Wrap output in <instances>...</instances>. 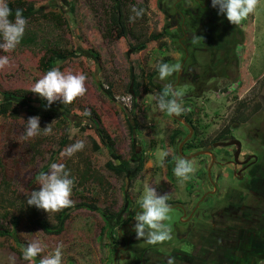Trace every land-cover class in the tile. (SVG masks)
Here are the masks:
<instances>
[{
    "label": "rangeland",
    "instance_id": "obj_1",
    "mask_svg": "<svg viewBox=\"0 0 264 264\" xmlns=\"http://www.w3.org/2000/svg\"><path fill=\"white\" fill-rule=\"evenodd\" d=\"M174 1L120 0L129 32L127 38H118L113 28L109 32L107 27V14L117 3L114 0H7L12 11L20 9L27 14L28 23L12 52L0 50V56L7 55L10 60L0 69V92L18 98H12L9 111L0 116V229H12V214L20 217L14 227L18 243L10 234L0 235V264H11L9 258L13 256L15 264H29L23 260L22 251L34 240L47 247L31 264H39L60 242L64 245L62 264H112L114 235L123 223H129V215L140 205L146 182L158 195L168 194L170 200L186 197L195 178L205 175L209 157L200 154L187 159L195 167L187 181L181 182L174 175L175 159L181 157L179 141L189 130L158 108L157 94L167 83L181 92L182 105L187 109L181 117L189 120L196 134L192 142L196 147L186 149L185 154L204 148L232 116L233 136L250 135L242 150L264 153V142L258 145L250 141L256 131L264 134V0H259L254 12L240 24L226 21L219 36L233 41L234 52L226 70L218 69L217 61L223 58L221 47L226 45L214 34L212 48L207 47L202 54L191 48V42L188 48L185 45L186 50L181 47L177 40L179 28L176 22L171 23L177 20ZM134 6L143 9L144 14L132 21ZM211 54V63L217 64L209 70L205 62ZM162 62H183L185 78L175 84L174 73L161 81L156 65ZM132 63L137 81L142 84L135 99L130 91ZM52 68L85 74L87 92L72 104L57 100L46 108L47 101L29 89ZM118 95L130 97L129 103L117 101ZM238 102L244 103L240 107L243 124L236 119ZM85 110L90 114L85 115ZM37 115L41 128L55 120L52 134L41 130L40 135L22 140L27 119ZM133 117L137 126L132 132L129 126ZM177 128L182 134L171 142L169 135ZM78 140L85 142L84 149L62 156ZM55 152L59 156L55 163L63 164L74 180L73 203L50 215L41 209L40 217L51 225L64 218L59 234H46L27 217L26 204L31 191L40 188L36 176L39 169ZM108 159L119 167L121 161L137 163L141 159L142 170L136 175H116L107 169ZM231 167V163L222 162L211 168L223 194L232 181ZM177 216L170 209L165 225L177 221ZM243 258L239 264H264L257 250Z\"/></svg>",
    "mask_w": 264,
    "mask_h": 264
},
{
    "label": "flooded vegetation",
    "instance_id": "obj_2",
    "mask_svg": "<svg viewBox=\"0 0 264 264\" xmlns=\"http://www.w3.org/2000/svg\"><path fill=\"white\" fill-rule=\"evenodd\" d=\"M173 7L177 13L175 16L177 20L173 19L171 23L176 22L174 25L179 28L177 40L181 47L186 50L187 44L191 42L193 43L191 48L199 50L202 54L207 47L213 46L212 34H214L216 38L223 39L226 45L224 48L221 47L224 53L223 58L217 60L219 61L218 69L223 67L222 70L224 68L226 70L229 64L227 61L234 56L233 41L219 36L225 29L226 16L218 14V9L212 7L211 0H175ZM200 14L205 20L200 17ZM192 25L197 26L192 27ZM213 55L206 56L205 63L209 70L217 64L211 63ZM186 56L187 54L184 59ZM183 62L180 63L181 67ZM185 72L183 67L180 72H177L175 84L179 78H185ZM229 120L210 139V142L200 149L208 151L203 153L209 157L205 175L195 178V185L190 187L185 198L167 200L170 209L178 213L177 221L166 225L171 229V239L156 245L137 239L133 225L139 205L129 215V223H123L114 235L116 243L112 264L121 263L118 261H126V264H169L170 260L172 264H239L244 256H249L252 250L259 251L262 258L264 257V164L262 159L264 153L254 150L250 153L243 151L242 148L249 142L250 135L245 134L246 136L242 137L241 134L242 138H236L231 133V127H229L228 135L215 139ZM193 134L192 131L188 137L187 133L179 141L180 143L187 137L182 144L183 154L186 151L183 147ZM254 135L256 137L250 141L263 145L261 143L264 142V134L256 131ZM236 140L240 142L239 146L235 143L214 145V143ZM178 154L181 155L179 151ZM223 157L226 159L221 160ZM222 162L231 163L233 175L224 194L220 192V185L217 184V178L211 171L213 165L222 164ZM234 179L238 180L237 183ZM206 185H209V188H205Z\"/></svg>",
    "mask_w": 264,
    "mask_h": 264
},
{
    "label": "clouds",
    "instance_id": "obj_3",
    "mask_svg": "<svg viewBox=\"0 0 264 264\" xmlns=\"http://www.w3.org/2000/svg\"><path fill=\"white\" fill-rule=\"evenodd\" d=\"M211 2L212 7L218 9V14L226 16L230 23L238 25L254 12L259 0H211ZM131 11L133 15L130 20L132 21L144 14L143 9H138L135 6ZM10 16H12V9L9 7L7 0H0V50L4 53L12 52L19 45L28 23L20 9L15 11L14 20L10 19ZM9 63L10 60L7 55L0 56V69L5 68ZM181 69L180 64L171 65L162 62L156 65L158 77L161 81L167 80L168 77L180 72ZM86 80L87 76L83 73L74 74L71 71L52 68L38 79L29 91L45 99L47 101L46 108H50L57 100H61L65 105L72 104L78 97L87 92ZM116 99L126 105L130 101L128 96L118 95ZM182 99L181 92L171 83H167L162 91L157 94V105L161 111L179 117L187 111L182 105ZM84 114L89 115L90 111L85 110ZM54 122L55 120L46 127L41 128L40 117L38 115L30 116L26 121L22 140L27 141L40 135L41 130L46 135L52 134ZM84 147L85 142L78 140L65 149L62 156H72L76 152L82 151ZM173 171L174 175L183 182L190 179V175L195 172V167L191 161L183 157H177ZM37 182L40 188L31 191L30 195L27 196V205L42 209L50 215L73 203L71 195L74 180L71 178L70 172L65 170L63 164H50L49 171L41 172L37 176ZM167 200L168 194L158 195L155 188L150 187L147 182L144 184V193L140 200L141 210L136 213V223L133 225V231H135L137 239H143L151 245L171 239V229L164 223L170 211ZM46 247L47 245H44L40 240L30 242L22 251L23 260L31 264V261L43 253ZM63 248V242L58 243L52 252L44 255L39 260V264H62ZM9 259L11 264H15L14 256ZM169 264H172L171 260Z\"/></svg>",
    "mask_w": 264,
    "mask_h": 264
},
{
    "label": "trees",
    "instance_id": "obj_4",
    "mask_svg": "<svg viewBox=\"0 0 264 264\" xmlns=\"http://www.w3.org/2000/svg\"><path fill=\"white\" fill-rule=\"evenodd\" d=\"M115 2H117L115 4L114 7H112L111 11L107 14V27L109 28V32L110 30L113 28V30L115 31V35L118 38H127V34H128V28L126 26V19H125V14L126 11L124 9V5L122 2H120V0H114ZM120 2V3H119ZM23 16L27 17V14L22 12ZM15 15V12L12 11V16H10V18H12ZM29 16V15H28ZM28 40H30V38H28ZM134 63V62H133ZM132 63L131 68H130V91L132 93V97L135 99V97H137L139 95V89L141 87V83H139L137 81V77L135 75V67L134 64ZM13 99H18L17 96L12 95L11 93L8 94H4L2 92H0V116L5 115L10 107H11V100ZM133 107H135V102L132 101ZM244 106V103L242 102H238L236 108H235V112L237 113L236 115V119H239V121H243L245 118L242 117L241 115V110L240 107ZM27 106L31 107L30 104H27ZM129 114H127L128 116ZM132 119V124L129 126L130 131L133 132V130L136 128L137 126V122L135 117L131 118ZM186 119V118H185ZM189 120H187L188 122ZM235 121V117L232 116L229 120V123L225 126V128L215 137V139H219V138H223L225 135H228L230 133L229 127L231 125V123ZM182 134V130L177 128L174 129L170 135H169V139L171 142H175L178 137ZM99 135V134H98ZM196 139V134L194 132V134L192 135V137L186 142L185 146L183 148L185 149H193L196 147V145L193 142V140ZM58 153H54L49 157V160L47 161L46 164H44L38 171L37 175L38 176L41 172H47L49 170V165L52 163H55L58 159ZM122 166L119 167V165H116L112 162V160L108 159L105 162V165L107 167L108 170L112 171L114 174L116 175H125L127 172H133V175L139 174V172L142 170V160H138L137 163H132L128 160L126 161H121ZM169 171H171L172 165L171 162H169ZM12 204V203H10ZM27 210V211H26ZM26 215L29 219L32 220V222L34 224H36L37 226H39V228L46 234H59L64 227V218H60L59 222L57 225H51L48 223V221L42 217H40V213H41V209H37L35 206H29L26 204ZM19 215L17 214H12L10 217L11 220V226L12 229L8 230V229H0V235H6V234H10L11 236H13L14 240H16V242L18 243V239L17 236L14 232V227L19 223Z\"/></svg>",
    "mask_w": 264,
    "mask_h": 264
},
{
    "label": "water",
    "instance_id": "obj_5",
    "mask_svg": "<svg viewBox=\"0 0 264 264\" xmlns=\"http://www.w3.org/2000/svg\"><path fill=\"white\" fill-rule=\"evenodd\" d=\"M171 115L186 125V127H187L188 130H189V132H188V137H189V136L192 134V131H193L192 127L186 122V120H185L183 117H181V116L177 117V116H175V115H173V114H171ZM186 139H187V137H186L183 141H181V142L179 143V147H178V151H179V153H180L184 158L189 159V158H193V157H195V156H197V155H200V154H203V153H207V152H208V151H206V150H199V151H195V152H193V153H191V154H188V155L183 154V152H182V148H181V147H182L183 142H184ZM233 143L237 144L238 146L240 145V142H239L238 140H236V141H230V142H224V143H214V145H219V144L230 145V144H233ZM238 150H239V149H238ZM211 157H212V160H213V155H212V154H211Z\"/></svg>",
    "mask_w": 264,
    "mask_h": 264
}]
</instances>
